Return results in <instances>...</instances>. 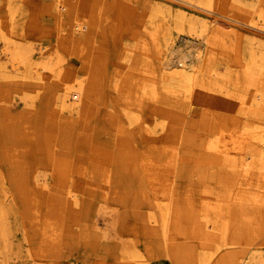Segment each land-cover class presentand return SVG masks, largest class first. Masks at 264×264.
Wrapping results in <instances>:
<instances>
[{
	"label": "rangeland",
	"instance_id": "obj_1",
	"mask_svg": "<svg viewBox=\"0 0 264 264\" xmlns=\"http://www.w3.org/2000/svg\"><path fill=\"white\" fill-rule=\"evenodd\" d=\"M53 1L0 0L1 62L14 39L37 61L61 57L42 78L0 69V264H264V184L240 176L255 158L241 146L244 125L264 127V74L249 68L264 63V0H213L211 57L187 31L172 28L175 49L155 38L151 20L171 22L180 8L199 25L211 17L189 0H60L58 11ZM172 48L203 51L189 94L158 80ZM126 56L148 60L155 77L121 79ZM76 79L90 108L68 119L55 97Z\"/></svg>",
	"mask_w": 264,
	"mask_h": 264
},
{
	"label": "bare ground",
	"instance_id": "obj_2",
	"mask_svg": "<svg viewBox=\"0 0 264 264\" xmlns=\"http://www.w3.org/2000/svg\"><path fill=\"white\" fill-rule=\"evenodd\" d=\"M218 1L220 3L222 0H218ZM234 1L236 2L237 0H234ZM53 2H54V9L57 10V11L60 10V7H59L60 0H54ZM189 2L192 5H195L196 7L208 10L207 12H212L211 17L210 18H207V17L206 18H202V21L200 22V25H199L194 20H191V19L186 20V17H188L189 14L185 10H182L180 8L179 14L181 15V17L178 16V17L174 18V20H171V22L169 21V19L166 18V17H168L167 15H165V16L162 15L161 18L163 20H161L159 22H157L156 20H153V19L151 20V25L153 26V28H155L154 29L155 38H156V40L158 42H161V47L165 46V49L166 48L169 49L170 45H171V47H173V45H174V44H172L173 41H174L172 39V28L175 27L179 31H184V32L187 31L190 36H195V37L198 36L199 37L198 39H199V41H201V43L203 42V43H207L209 45L208 54H210V57H211L212 54H216V53H213L212 50L215 49L214 46H216V43H218L217 42L218 40L216 39V37L218 36V31H220V29L217 30L218 27L217 28L216 27L212 28V25L218 23L217 22V18L215 16H216V14H218L219 11L217 12L216 10H212L213 6H214L213 0H189ZM65 8L67 10V7L63 6V9H65ZM11 11L12 10H10V12ZM164 12H163V14H164ZM167 12L169 14V11H167ZM167 12L165 14H167ZM190 14H192V13H190ZM11 15L13 16L12 17V19H13L15 14H13V12H12ZM188 18H190V17H188ZM2 23H3V21H2ZM15 24L16 23H14V24L11 23V27H12V25L14 26ZM148 24H150V23H148ZM83 28H84V26L82 24H80V23H77L75 25V29L78 30V31H82ZM4 38L6 40V37H4ZM71 41H72V39H71ZM5 44L6 45L3 47V51H4V54H5L7 60L4 61V62L0 61V69L5 71V69L8 68L7 64L9 63V68L11 69V72L13 70V74H14V72L16 73L18 71H21V72L25 71V72H27L26 74H28L29 76L32 75L31 78L33 76H35L36 78H40L42 75H44L45 72H48V71L50 73L51 72H55V70L57 69L58 63L60 61L59 58H61V57H59L60 55L58 54V51H57V56L59 58L56 61L54 59L56 56L55 57L47 56V57L37 61L34 58L35 56L33 57V48L31 46L23 45L22 43L16 42L15 39L11 40V41H7V43H5ZM27 44H29V43H27ZM30 45H31V43H30ZM219 45H220V43H219ZM173 48L171 50H168L167 53L160 54L161 70H160V79H158V80H160L162 88L165 91H167V92H171V94L172 93L173 94H183V93H188V92L191 93V92H193L194 88L196 86H198V83H199V80H200L199 66H200V62H201V58L200 57L203 54V51H202V49L198 48L197 51L195 52V54H193V56L191 57V59H188V57L186 56L187 54L186 55L184 54L185 52L181 53L183 51L180 52L179 49H178L179 50L178 52H173L174 49H175V48L174 49ZM42 49H46V47H43ZM183 50H184V48H183ZM161 53H163V52H161ZM175 59H177L178 61H176ZM184 60L186 61V64L184 63ZM225 61H226V64H227V69H230L231 68V62L228 61V60H225ZM169 62H178L179 66H181V68L180 67H176L175 69H173L171 71H168L166 68H168L167 64ZM123 63H125V67L123 68V71L120 73L121 79L126 77V76H131L132 77V81L134 80V81L138 82V84H143L144 82H146L148 80L149 77H153L154 78L155 75H156L155 67L153 65H150L149 61L145 60L143 57H136V58H132L131 57L130 58L129 56H126L124 61H123ZM250 64H251L250 67H249L250 70L255 72V73H258L259 76L262 79V75L264 74V63H259V62H257V60H254V61H250ZM5 74L8 75V76L10 75V74H7V73H5ZM214 75H216V74H214ZM247 75H248V73H247ZM254 77H255V75H254ZM250 79H252V77ZM256 79L258 80L260 78H256ZM119 80H120V78H119ZM44 81H45V79H44ZM253 81H255V80L253 79ZM249 84H251V83H249ZM199 86L201 88H203L204 91H205V89H207V88L209 89L210 88L211 84L207 80L203 79V80H201V84H199ZM126 92H129V91H126ZM134 92H135V89H134ZM134 92H132V93L134 94ZM231 92H233V91H230L228 93V95H230V96L232 95L233 97H235V99H237L239 101L238 104H241L240 106H242V104H244L245 100L247 99L246 95L240 96V95H236L235 94L236 91H235V93L233 92V94H231ZM88 93H89V89H87V85H86L85 81L82 80V79H76V81H74V82L65 83V86H63L61 91H59L56 94V97H55V109H57L59 112H61L63 114H66L68 119L74 117L75 115L85 114L88 111V109L90 108V103L88 102V96H89ZM134 95H136V94H134ZM250 98H253V97L250 96ZM32 101H34V100H32ZM252 102H253V99H252ZM242 108H245V107L242 106ZM55 109H54V111H55ZM248 109H249L250 113L253 112V110L250 109L249 107H248ZM244 126L245 127L242 130L241 136H240V139L242 141L241 142V146L242 147L245 146L247 149H249V147H251L252 150L255 151V153H254L255 154V158H253V160H250L247 163H245V160H242V164H241L242 172H241L240 176H241V179L244 180V182H246L248 184H256V188L260 189V188H262V185L264 184V146H263L264 145V127L258 126L256 123H253V122L246 123ZM222 130H224V129L222 128ZM221 133L225 134L223 131ZM246 137L249 138V141H251V143L249 142L250 144L249 143L247 144ZM220 141H221V139H220ZM221 142L223 143L225 141H221ZM225 145H226V143H225ZM227 146H225V147H227ZM234 149H235V147H234ZM241 150H242V148L239 151L240 154H241ZM244 151H245V149H244ZM141 159L144 161L145 158L142 157ZM146 159H149V158L147 157ZM147 163H153V162L151 161V162H147ZM158 177L156 179H158ZM154 190H155V188H154ZM156 195L158 196V194H156ZM70 196H71V200H73V202L78 200V198L74 199L75 193H73V192L70 193ZM258 200L259 199H258V196H257V201ZM243 202H244V200H243ZM255 203H256V201H255ZM211 208H213V206ZM206 212H207V210H206ZM3 219H4V217H3ZM202 239H204V238H202Z\"/></svg>",
	"mask_w": 264,
	"mask_h": 264
}]
</instances>
